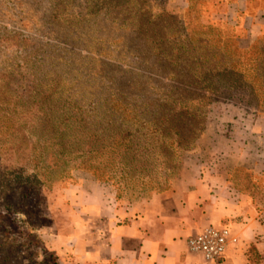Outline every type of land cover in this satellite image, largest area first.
I'll use <instances>...</instances> for the list:
<instances>
[{"label": "rangeland", "instance_id": "1", "mask_svg": "<svg viewBox=\"0 0 264 264\" xmlns=\"http://www.w3.org/2000/svg\"><path fill=\"white\" fill-rule=\"evenodd\" d=\"M176 88L201 97L206 119L182 151L138 122L160 120L152 107ZM261 116L264 0H0V264H73L59 237L86 218L69 188L112 175L123 212L139 183L167 190L191 154L264 222V136H247ZM126 130L137 139L125 154Z\"/></svg>", "mask_w": 264, "mask_h": 264}, {"label": "crops", "instance_id": "2", "mask_svg": "<svg viewBox=\"0 0 264 264\" xmlns=\"http://www.w3.org/2000/svg\"><path fill=\"white\" fill-rule=\"evenodd\" d=\"M247 136H264V116L250 125ZM108 189L89 177L66 191L82 209L75 218H86V224L72 228L70 238L59 237V254L71 255L73 264H264V222L254 198L236 190L227 176H212L192 154L167 190L133 203L123 200V212L110 207L114 197ZM86 195L98 197L97 203L82 205ZM208 226H224L231 233L219 263H206L187 247L188 238Z\"/></svg>", "mask_w": 264, "mask_h": 264}, {"label": "trees", "instance_id": "3", "mask_svg": "<svg viewBox=\"0 0 264 264\" xmlns=\"http://www.w3.org/2000/svg\"><path fill=\"white\" fill-rule=\"evenodd\" d=\"M182 76V75H181ZM198 79V77H195ZM176 94L169 100H165L164 104L154 105L153 109V116H159L160 120L157 118H152L150 121L143 120L138 121L140 124V128H148L150 133L157 135V139L164 141L166 138L171 139L170 137H176L177 139H173V144L175 147L180 151L186 150L194 145V142L200 137L204 125H205V112L203 111V106L201 105V97L200 99L190 100L189 97H186V93L188 92L187 89L176 88ZM191 91V90H190ZM211 92H214L211 90ZM194 106L196 107L194 109ZM131 109H135V106H128ZM127 107V108H128ZM185 117L190 118L191 120L185 119ZM152 125V127H148ZM154 135V136H155ZM123 143V153L125 154L128 151H131V143L137 139V137H133L130 131H124L122 137ZM94 142V140H93ZM138 144V143H137ZM94 151L90 148V146L85 149V151L80 152L77 157L84 158L86 155L92 154ZM125 157V156H124ZM179 163H181L179 161ZM180 165V164H179ZM178 168H175V173ZM170 169H165L164 174H166ZM130 174V169L126 165V159L123 158V181L127 180L128 175ZM92 176L95 181L99 183H105L107 181H111L114 177L112 175H104L105 178L100 179V176L97 172L92 173ZM64 180V179H63ZM49 184V181L45 179L43 181ZM161 184V183H160ZM138 185L142 186V189L135 194L134 199L141 198L146 196L147 190L155 191V192H162L163 189L158 187L150 186L146 189V186L143 183H139ZM222 261V260H221Z\"/></svg>", "mask_w": 264, "mask_h": 264}, {"label": "built area", "instance_id": "4", "mask_svg": "<svg viewBox=\"0 0 264 264\" xmlns=\"http://www.w3.org/2000/svg\"><path fill=\"white\" fill-rule=\"evenodd\" d=\"M232 242L231 233L224 226H208L187 240L191 253L198 254L206 263H219Z\"/></svg>", "mask_w": 264, "mask_h": 264}]
</instances>
